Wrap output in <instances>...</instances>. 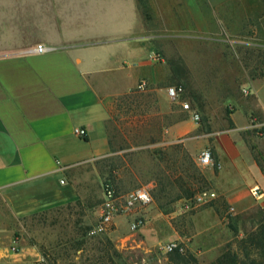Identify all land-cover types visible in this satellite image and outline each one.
I'll use <instances>...</instances> for the list:
<instances>
[{"label":"crops","instance_id":"0c3cea01","mask_svg":"<svg viewBox=\"0 0 264 264\" xmlns=\"http://www.w3.org/2000/svg\"><path fill=\"white\" fill-rule=\"evenodd\" d=\"M243 2L0 0V264H31L28 255L9 252L20 220L76 204L82 168L113 155L107 122L115 102L141 79L162 97L175 84L187 89L189 60L205 73L215 51L225 74L217 96L230 111L216 126L207 121L221 129L211 142L206 135L220 166L208 169L217 195L208 214L218 219L224 206L259 208L250 190L264 194V63L257 59L264 41L256 40L255 21H243ZM243 32L255 41L242 40ZM38 45L49 50L29 52ZM183 97L190 114L206 113L202 101ZM76 127L84 138L75 136ZM145 216L150 221L138 232L145 245L154 244V216Z\"/></svg>","mask_w":264,"mask_h":264},{"label":"rangeland","instance_id":"374dc122","mask_svg":"<svg viewBox=\"0 0 264 264\" xmlns=\"http://www.w3.org/2000/svg\"><path fill=\"white\" fill-rule=\"evenodd\" d=\"M242 14L246 25L252 22L253 26L256 22L257 39L246 32L240 35L241 39L264 41V0H246ZM217 53H213L205 73L202 64L189 60L192 64L185 68L190 73L182 77L187 88L183 99L188 102L198 99L205 104L206 113L200 114L198 122L191 118L190 110L160 96L153 87L131 92L122 102H115L107 122L113 155L82 168L75 179L80 194L76 204L20 220L9 252L28 255L31 264H173L170 253L160 250L172 239L184 249L180 253L189 259L188 264H218V258L227 254L236 255L239 264H264L257 243L258 236L264 235V216L258 207L229 214L224 206L218 219L208 214L213 201L185 210V203L197 193L210 191L209 168L199 167L195 161L206 148L207 140L210 138L211 142L221 132L211 129L207 121L216 126L230 111L217 96L225 85L224 62L217 59ZM257 59L261 66L264 63L261 48ZM204 93L206 98H197ZM243 136L248 138L254 156L263 161L251 143L252 135L247 132ZM160 178L165 179L167 188L160 192V201H155L153 193ZM107 182L121 195L150 185L152 202L144 213L154 216L152 227L158 234L154 244L145 245L144 237L131 231L129 220L124 217H116L109 231L91 234Z\"/></svg>","mask_w":264,"mask_h":264},{"label":"built area","instance_id":"2783aa9c","mask_svg":"<svg viewBox=\"0 0 264 264\" xmlns=\"http://www.w3.org/2000/svg\"><path fill=\"white\" fill-rule=\"evenodd\" d=\"M49 49L38 45L35 49L29 50L32 53H45ZM154 59L159 61L161 56L155 53ZM149 83L145 79H141L136 87L135 91L142 92L148 89ZM244 95L249 94L248 89L242 90ZM166 96L170 101L179 102L183 110H190L191 108L187 102L181 100L185 93V89L181 84H175L169 86L165 90ZM191 118L198 122L200 117L198 113L192 112ZM75 136L79 138H84L86 136V131L80 127L74 128ZM196 165L202 168L219 169L220 166L215 162L213 154L210 148L202 149L196 157ZM251 196L256 200H261L259 209L264 216V194L261 193L258 187H254L250 190ZM217 195L212 191H201L197 193L192 200L185 203V210L190 208H197L201 205L210 203L216 199ZM152 202L151 197V187L150 185H143L136 189L121 195L116 192L114 187L110 183H105L103 186V200L100 205L99 217L96 226L91 231V234L105 233L111 229L114 224V219L116 217H124L129 221V228L131 231H139L146 224V216L144 213V208ZM234 212L233 207L228 208V213L232 214ZM160 250L163 253H171L173 251L182 252L184 249L177 241H168L164 243Z\"/></svg>","mask_w":264,"mask_h":264},{"label":"trees","instance_id":"16d2710c","mask_svg":"<svg viewBox=\"0 0 264 264\" xmlns=\"http://www.w3.org/2000/svg\"><path fill=\"white\" fill-rule=\"evenodd\" d=\"M130 95V94H129ZM128 95V96H129ZM156 188L153 193V198L155 201H160V192L166 190V183L164 178L157 180ZM190 189V188H189ZM188 190V189H187ZM186 193H189V190ZM152 193V192H151ZM257 243L260 247L262 254L264 255V235L258 236ZM170 262L173 264H188L189 259L185 255H182L179 251H173L169 254ZM218 264H239L236 255L227 254L218 258Z\"/></svg>","mask_w":264,"mask_h":264}]
</instances>
